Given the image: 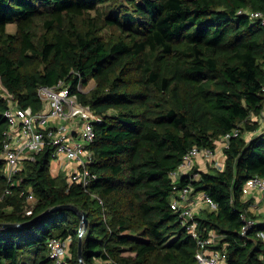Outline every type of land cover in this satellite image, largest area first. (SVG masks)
Returning <instances> with one entry per match:
<instances>
[{"label":"trees","instance_id":"16d2710c","mask_svg":"<svg viewBox=\"0 0 264 264\" xmlns=\"http://www.w3.org/2000/svg\"><path fill=\"white\" fill-rule=\"evenodd\" d=\"M240 9L264 14V0H0V83L21 107H42L39 85L64 80L70 93L102 117L93 124L96 178L83 188L50 172L52 147L26 160L8 184L0 157V264H55L50 238H69L64 264H195L196 243L170 206L176 188L203 190L217 204L198 216L226 244L229 264H264L256 224L240 234L254 198L245 181L264 176V130L249 140L264 112V26ZM14 23V33L6 26ZM115 28L117 35L104 37ZM88 92L76 88L78 79ZM8 100L0 90V148ZM239 127L224 148L222 170H199L173 181L193 146ZM198 173L194 178L193 174ZM176 187V188H174ZM35 198L32 213L24 208ZM86 216L79 237L80 214ZM84 226V224H83Z\"/></svg>","mask_w":264,"mask_h":264},{"label":"built area","instance_id":"2783aa9c","mask_svg":"<svg viewBox=\"0 0 264 264\" xmlns=\"http://www.w3.org/2000/svg\"><path fill=\"white\" fill-rule=\"evenodd\" d=\"M238 12H245L264 26L262 12L245 9H240ZM80 81L79 78L76 88L82 91L83 86ZM261 91L264 97V84ZM2 96L8 100V108L3 112L7 128L3 133L0 148V157L4 160L3 173L8 181L4 194L8 195L11 193L12 186L20 184V178L16 175L23 168L24 162L32 160L34 155L45 146L52 147L50 166L52 161L63 158L67 164H70V167L65 169L66 173L62 171L66 175L68 184L76 183L87 188L96 178V174L88 168V164L93 160L92 145L95 140L93 124L101 122L102 117L89 105L82 104L76 93H70L69 86L64 80H59L52 86L37 87V96L42 107L36 111L30 106L21 107L10 100L11 96L4 88ZM257 119L264 120V112ZM239 134L240 128L235 127L219 139L225 148L228 146L229 139ZM216 156L215 148L191 147L183 155L178 167L171 172L173 181L182 174H188L199 159L211 162L213 168L222 170L224 165L217 160ZM193 177L197 178L198 173H194ZM254 191L258 193V201L264 203V176L254 175L243 184L244 197L251 195ZM26 202L24 212L30 215L35 204L32 193L27 195ZM170 206L174 212L178 213L180 225L195 240V264H229L226 244L219 246L221 235L214 229L206 230L199 224V215L205 210H215L217 207L216 202L206 192L195 190L190 185L176 188L171 196ZM241 216L244 221L240 230L241 235H245L246 231L256 224L264 225V219L258 221L247 217L246 214ZM256 236L264 241V228L257 230ZM69 241V238L49 239L48 256L54 260L55 264H64Z\"/></svg>","mask_w":264,"mask_h":264},{"label":"rangeland","instance_id":"374dc122","mask_svg":"<svg viewBox=\"0 0 264 264\" xmlns=\"http://www.w3.org/2000/svg\"><path fill=\"white\" fill-rule=\"evenodd\" d=\"M15 29H16V26H15L14 23H9L6 26V31L8 33H14ZM117 34H118V31L115 28H113V27L112 28H106V30H103V36L106 37V38L109 37V36L117 35ZM94 85H95L94 81L92 79H90L88 81V83L85 86L82 87V91L88 92L89 90L93 89ZM0 90L1 91L3 90V87L1 85V83H0ZM259 122L260 123H259V126L256 129V131H245L244 137H245L246 140H249L254 134L258 135L260 133V130H264V120L260 119ZM214 144H215L216 153L218 155L222 156V154L224 153V147H223L222 142L220 141V139L219 138L215 139ZM218 155L216 156L217 160L219 158ZM201 162L203 163L202 164L203 166L199 165L198 162H197L196 167L197 166H198V168L201 167L204 171L211 170V168H213L211 166V162L202 161V160H201ZM249 212L252 215H254L255 218H258L260 220L264 219V209L261 210V211H257V209L256 210L254 209V210H250ZM96 262L98 264H109L108 262L103 261L101 259L96 260Z\"/></svg>","mask_w":264,"mask_h":264},{"label":"crops","instance_id":"0c3cea01","mask_svg":"<svg viewBox=\"0 0 264 264\" xmlns=\"http://www.w3.org/2000/svg\"><path fill=\"white\" fill-rule=\"evenodd\" d=\"M218 157H219L218 160L220 161V163L224 165V162H225V154L223 153L222 156L221 155H218ZM198 164L199 165H202L203 164L201 162V159L198 160ZM68 166L70 167V164H67L63 158H59L56 161H52L51 162L50 172H51V174L53 176H56L60 171L62 172V171H65V169H68ZM71 166H72V164H71ZM199 169L203 170L201 167H199ZM65 173H66V171H65ZM245 197L246 198H249V197H253L254 198V202L249 207V211L250 210H254V209L255 210L257 209V211H261V210L264 209V203L258 201L259 198H258V193L256 191H254L251 195H248V196H245ZM254 218H255V216H254ZM255 219L258 220V221H261L258 218H255Z\"/></svg>","mask_w":264,"mask_h":264},{"label":"water","instance_id":"95a60500","mask_svg":"<svg viewBox=\"0 0 264 264\" xmlns=\"http://www.w3.org/2000/svg\"><path fill=\"white\" fill-rule=\"evenodd\" d=\"M62 209H70V210L77 211V209L75 207H73L72 205L55 206V207H52L50 209H47V210L41 212L40 214H38L37 216H35L31 220H29V221H27V222H25L23 224H20V223H3V222H0V228H4V227H19L20 225L30 224V223H33V222L38 221L40 218H42L43 216H45L46 214H48L50 212H54V211L62 210ZM80 218H81V226L79 227V237H81V235H82V233L84 232V229H85V223H86V216H85V214L81 213L80 214ZM83 224H84V226H83ZM77 252H78V257H79V260H80L81 264H84L82 262V255H81L80 244H79V247H78Z\"/></svg>","mask_w":264,"mask_h":264}]
</instances>
